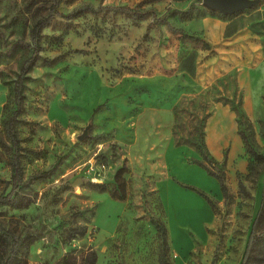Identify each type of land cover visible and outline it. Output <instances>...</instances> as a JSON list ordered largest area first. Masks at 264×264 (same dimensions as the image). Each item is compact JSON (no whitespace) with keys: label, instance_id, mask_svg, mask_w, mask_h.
I'll list each match as a JSON object with an SVG mask.
<instances>
[{"label":"rangeland","instance_id":"rangeland-1","mask_svg":"<svg viewBox=\"0 0 264 264\" xmlns=\"http://www.w3.org/2000/svg\"><path fill=\"white\" fill-rule=\"evenodd\" d=\"M239 1L242 8L223 17L233 19L238 32L216 43L201 30L200 19L208 12L202 5L196 6L203 12L191 17H167L183 33L155 23L151 13L137 19L90 9L57 16L42 29L17 124L23 177L60 162L46 179H32L24 188L32 199L28 207L0 205V223L31 239L16 264H81L91 250L95 264H158L162 239L151 218L181 225L187 212L201 216L196 199L173 194L169 183L163 189L177 203L164 202L162 184L167 179L213 185L191 170L199 154L189 142L200 127L206 138L211 122L216 153L219 126L225 135L228 125L229 144L216 160L226 152L231 196L225 200L220 190L203 188L216 209L199 234L175 225L165 254L172 264H240L260 207L256 227L264 228V0ZM27 3L0 0V193L9 191L12 174L4 121L14 108L20 63L30 53L15 46L4 51L11 41H29L30 27L47 13L49 1L30 9ZM85 4L157 9L152 0H62L58 8L67 13ZM237 107L251 121L253 142L263 156L250 174L249 155L232 131ZM236 171L246 192L238 190ZM88 181L104 183L105 189ZM76 224H85L86 233L64 244Z\"/></svg>","mask_w":264,"mask_h":264},{"label":"trees","instance_id":"trees-1","mask_svg":"<svg viewBox=\"0 0 264 264\" xmlns=\"http://www.w3.org/2000/svg\"><path fill=\"white\" fill-rule=\"evenodd\" d=\"M41 0H28L26 5L27 9H30L36 3ZM49 1L47 7V13L43 16L37 18L30 27V39L29 41H25L21 38L11 41L8 43L6 47V51L4 53H9L11 47H27L30 50V53L27 57H25L19 66V71L14 79L13 83V98H14V108L11 113L7 116L4 121L5 130L7 136L10 141V149H11V187L8 192L0 193V205L6 204L15 208H25L31 203V196L24 192V188L29 184L32 179H46L51 173L55 171L58 167L60 161L54 162L49 168L44 170H38L31 174L28 178L23 177V169L21 165V156L24 151V147L22 146L21 140L18 136L17 132V124L20 120V115L24 111V86L25 82L29 78V71L31 67L35 64L39 57V51L41 49V32L42 29L50 24L57 16H62L65 18H70L72 16L78 15L84 9H90L93 11H102V10H111L112 12H120L123 14H127L132 16L133 18L142 19L147 14L151 13L155 23H163L166 26L175 31H181L179 29L174 28L167 17L169 14L176 12L179 16L183 17H191L192 13L200 12L198 6L194 3L189 4V6L182 10L177 9H167L163 14L157 16L155 10L151 9H139L138 7H131L128 5L117 4V5H100L97 7H93L90 4L81 5L75 9L67 13H63L59 10V4L62 0H47ZM205 8V7H203ZM209 13H216L220 17H225L230 15L222 13L216 9H207ZM203 12V11H201ZM0 35H2L0 30ZM195 40L199 41V37L191 35ZM207 43L204 42L203 45ZM264 98V97H263ZM237 115V133L240 136L244 149L249 155V162L247 164V169L249 174L253 170L254 161H260L263 156L256 150L255 144L252 139L253 127L251 121L243 114V112L237 107L236 110ZM262 122V120H260ZM242 127H246L249 130V133L244 131ZM174 133V132H173ZM189 142L195 146L199 157L193 158L192 162L202 167L207 174L216 178L219 184L220 191L222 193L223 198L229 199L230 192L227 183V174L225 170V163L227 161L226 152L223 153V157L221 160H216L211 152L209 151L205 136L202 128L200 127L197 131V137L195 139L189 140ZM179 140L175 141V144H180ZM216 168H214V167ZM237 179V187L240 192H246L245 185L241 178L242 174L238 171L235 173ZM182 187L188 188L203 198L210 204L213 210L216 209V202L211 197V195L205 191L204 189L195 186L193 184L181 182L175 180ZM88 185L93 188H96L98 191H103L105 189L104 183H98L94 181H88ZM119 189V188H118ZM122 191V187L119 189ZM263 200H261L262 206ZM261 209V207H260ZM252 220L248 232V236L246 239L245 247L243 250V254L241 257L240 264H264V228H257L258 223V214ZM152 225L156 228L158 236L162 239V248L158 255V264H172L166 257V249L168 248V239H167V226L166 222L162 218H151ZM87 231V226L85 224H76L68 228V234L66 238L63 239L64 244H67L71 239L78 238L83 236ZM27 236H19L14 233L12 230L4 227L0 223V264H16L17 260L21 257V255L25 254V248L30 244L31 239H27ZM96 262V253L94 250H91L90 253L82 259L81 264H95Z\"/></svg>","mask_w":264,"mask_h":264},{"label":"crops","instance_id":"crops-1","mask_svg":"<svg viewBox=\"0 0 264 264\" xmlns=\"http://www.w3.org/2000/svg\"><path fill=\"white\" fill-rule=\"evenodd\" d=\"M152 2L154 4V6H157L156 8L159 11H161L162 14L167 9H177V10L185 9L191 3H194L195 5H202L206 9H209L208 7H206L205 5L202 4V0H152ZM157 9H154L156 11V13L159 12ZM161 13H160V15H161ZM174 13L176 15H178V13H176V12H173L171 14H174ZM156 15L160 16L158 14H156ZM234 22L235 21H233V19H230V18L223 19V17L218 16L216 13L211 14L209 12H207L205 15H203L202 18L200 19L201 30L203 31V35H204L205 39L208 40L209 42H213V43H216V42H218V41H220V40H222L224 38H226V39L227 38H231L233 35H235L238 32L239 29L235 28V26H233ZM225 114L230 115L228 113H225ZM211 125H212V122L207 127V133H206L205 141H206V144H207V147H208L209 151L210 152L212 151L211 154L213 155V157L215 159H217L221 155L222 148L225 147L227 144H229V142H228L229 138L226 136V134H228V131H227L228 125L225 123V125H226V134L225 135L222 134L223 132L221 131V124L219 126L218 141L221 140L222 142L220 144V142L217 141L218 144H216V145H218L219 147H218V150H217V148H216V150L218 151V153L214 152V150H213V148L211 146V145H213L212 144L213 143L212 139L214 138V136L211 134V131H210L211 130ZM232 131H233V134H234V138L236 139L237 143L240 146L241 138H240V136L237 133V125H236V123L234 121H232ZM215 143H216V140H215ZM222 157H223V155H222ZM222 157H221V159H222ZM221 159H219V160H221ZM190 168H191V170L192 169L198 170L201 173V176L203 177V179L207 178L208 180H210L213 183V185H210V186H208V185L205 186L203 184L200 185V184H197L196 181H195L196 182V184H195L194 181L191 182V181H189V179H187L185 177H181V176L180 177L183 178V179H187L190 183H193L194 185H198V186H200V188H202V189L204 188L205 190H207V189H213L214 191H219L220 190L219 184H218V181L216 180V178H214L213 176L207 174V172L202 167H200L199 165L196 164V165H193ZM190 178L194 179L193 176H190ZM198 179H200V178H198ZM168 183L171 185V187L175 191L173 194L177 193V195H179V197H184L183 194H184V192H186L190 196H192V197H194L196 199V201L193 202V203L196 204L197 206H199V208H201V216L198 217V216H195V215H193L191 213H188L183 208V206H180L178 204L179 207H177V208H181V209L185 210L187 212L189 218L186 221L185 220V216H184L183 217L184 220L180 223L181 225L175 224L177 229H180L179 226H186V228L188 227L190 230H192L196 234H199L200 232L203 231L204 223H206L208 221V219H210V211H211L212 207L205 200V198H203L202 196H200L196 192H194V191H192L190 189H187L185 187H182L175 180L172 181V180H167V179L164 180V182L162 184V188H161L162 198H163L164 202H165V200L168 201V199H170V198L173 201H175V199L172 198L173 197L172 196L173 194H171L172 192H170V191L166 192L163 189L165 184H168ZM166 224H167L166 226H167V230L169 232V235L172 236L174 234V232L177 231V229L174 230V226L175 225L170 224V222H167ZM185 224H187V225H185ZM183 234H185V232ZM186 234H187V232H186ZM173 251H175V253L177 255V250L173 249Z\"/></svg>","mask_w":264,"mask_h":264},{"label":"water","instance_id":"water-1","mask_svg":"<svg viewBox=\"0 0 264 264\" xmlns=\"http://www.w3.org/2000/svg\"><path fill=\"white\" fill-rule=\"evenodd\" d=\"M202 4L225 14L232 13L243 6L239 0H202Z\"/></svg>","mask_w":264,"mask_h":264},{"label":"built area","instance_id":"built-area-1","mask_svg":"<svg viewBox=\"0 0 264 264\" xmlns=\"http://www.w3.org/2000/svg\"><path fill=\"white\" fill-rule=\"evenodd\" d=\"M173 254H175V255H176L175 251H173Z\"/></svg>","mask_w":264,"mask_h":264}]
</instances>
